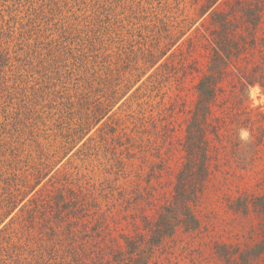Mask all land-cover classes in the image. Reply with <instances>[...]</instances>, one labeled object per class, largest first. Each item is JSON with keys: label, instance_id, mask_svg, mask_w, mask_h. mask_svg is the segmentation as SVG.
<instances>
[{"label": "rangeland", "instance_id": "obj_1", "mask_svg": "<svg viewBox=\"0 0 264 264\" xmlns=\"http://www.w3.org/2000/svg\"><path fill=\"white\" fill-rule=\"evenodd\" d=\"M118 1L122 0H62L56 1L60 5L55 8L53 1L5 0L0 9L5 22L14 16L26 20L34 9L44 11L37 17H44L45 33L52 39L57 23L66 18L75 23L80 18L89 21L94 10L102 20L107 14L115 15V25L119 20L124 29H130L129 43L139 42L146 25L158 30L159 23L151 16L154 12L165 24L189 28L172 54H167L164 66L150 70L112 115L90 132L93 140L85 146L75 144L53 175L55 187L71 188L83 208L91 214L97 211L103 221L100 227H82L90 214L69 228L73 233L86 228L113 249L123 245V237L140 236L144 249L150 225L173 198L175 177L184 159L185 128L197 99L195 85L210 54L204 37L212 26L207 13H198L207 0H127V5L117 6ZM218 4L219 10L232 12L235 38L240 37L246 47L227 66L205 119L208 176L198 198L188 205L197 226L187 229L177 224L156 246L145 248V264H264V250L254 258L247 254L258 245L264 249V208L252 204L264 196V0H220ZM131 6L142 15L137 29L129 15ZM243 8L251 11L245 18ZM253 17L259 19L255 26L245 22ZM103 46L117 45L104 42ZM64 64L73 67L71 60ZM259 75L260 83L256 82ZM250 79L255 82L251 86ZM55 111L44 122L47 127H40L46 131L42 136L54 141L55 135L68 133L72 119L67 110L66 118L53 116ZM63 146L70 148V144Z\"/></svg>", "mask_w": 264, "mask_h": 264}, {"label": "trees", "instance_id": "obj_2", "mask_svg": "<svg viewBox=\"0 0 264 264\" xmlns=\"http://www.w3.org/2000/svg\"><path fill=\"white\" fill-rule=\"evenodd\" d=\"M40 1H53L58 8L56 1L62 0ZM219 1L207 0L198 7L199 16L207 13L212 26L204 37L210 54L195 85L197 99L185 128L184 159L175 177L173 198L150 225L144 249L140 236L123 237V245L113 249L86 228L73 233L69 228L88 218L90 210L83 208L71 188L55 187L53 175L59 173L56 167L71 149L93 140L90 132L112 115L114 107L150 70L164 66L167 54H172L189 28L165 24L154 12L151 16L158 21V30L146 25L139 42L129 43L126 34L130 29H124L119 20L115 25V15L107 14L102 20L94 10L89 21L80 18L75 23L66 18L57 23V35L52 39L45 33L44 17H37L44 11L34 9L26 20L14 16L5 22L0 9V264H145V248L156 246L177 224L196 228L188 205L198 198L208 176L205 119L227 66L246 47L240 37L235 38V17L219 10ZM1 2L5 0H0V7ZM128 10L137 29L142 15L132 6ZM248 12L250 9H242L243 18ZM258 20L253 17L245 22L255 26ZM104 42L117 46L104 48ZM66 60L73 63L71 69L64 64ZM261 76L256 82L260 83ZM254 83L247 81L250 86ZM54 106L63 110L55 111ZM51 110L53 116L64 118L68 111L72 118L68 133L55 135V141L42 136L47 127L44 122L52 118ZM252 204L264 208V196ZM92 214L97 215L95 219ZM92 214L82 227L103 224L97 211ZM260 248L258 245L247 254L259 256L264 250Z\"/></svg>", "mask_w": 264, "mask_h": 264}]
</instances>
